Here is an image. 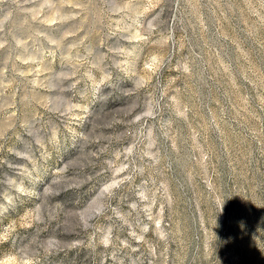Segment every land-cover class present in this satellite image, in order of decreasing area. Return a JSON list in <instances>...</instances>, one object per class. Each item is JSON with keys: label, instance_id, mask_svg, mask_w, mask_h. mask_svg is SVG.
Instances as JSON below:
<instances>
[{"label": "rangeland", "instance_id": "rangeland-1", "mask_svg": "<svg viewBox=\"0 0 264 264\" xmlns=\"http://www.w3.org/2000/svg\"><path fill=\"white\" fill-rule=\"evenodd\" d=\"M0 264H264V0H0Z\"/></svg>", "mask_w": 264, "mask_h": 264}]
</instances>
